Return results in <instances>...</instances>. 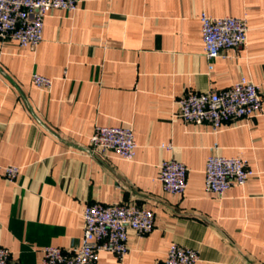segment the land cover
Returning a JSON list of instances; mask_svg holds the SVG:
<instances>
[{
    "label": "crops",
    "instance_id": "obj_1",
    "mask_svg": "<svg viewBox=\"0 0 264 264\" xmlns=\"http://www.w3.org/2000/svg\"><path fill=\"white\" fill-rule=\"evenodd\" d=\"M202 13L245 18L246 43L207 60ZM33 73L51 78L50 90L35 87ZM241 77L259 86L260 114L217 130L176 116L187 92ZM95 125L130 126L134 158L93 152ZM210 153L239 156L253 174L222 196L207 192ZM167 159L188 168L182 194L158 179ZM5 165L19 167L15 180L0 174L9 264H40L44 246L79 244L83 209L95 202L154 215L149 233L127 231L123 258L101 251L96 264H162L173 242L197 250L196 264H264V0H78L73 11H48L34 49L0 42Z\"/></svg>",
    "mask_w": 264,
    "mask_h": 264
},
{
    "label": "built area",
    "instance_id": "obj_2",
    "mask_svg": "<svg viewBox=\"0 0 264 264\" xmlns=\"http://www.w3.org/2000/svg\"><path fill=\"white\" fill-rule=\"evenodd\" d=\"M78 0H0V42L15 41L19 46L34 49L42 39L43 20L48 11H73ZM203 52L207 60L221 50L239 48L247 40V24L243 17L200 15ZM211 67L209 63V68ZM33 85L48 91L52 79L33 73ZM260 88L250 79L241 77L222 90L189 91L177 101L176 116L196 125L209 124L214 130L233 121L250 118L262 112ZM93 152H113L132 160L136 143L130 126L95 125L90 136ZM165 147V146H163ZM169 147V146H167ZM19 167L0 166V174L15 180ZM253 174L239 156L210 153L204 167V188L222 196L232 186H242ZM187 166L174 159L159 165L158 179L165 192L182 194L187 186ZM83 233L80 243L69 249L46 245L40 264H96L101 251L112 252L121 259L128 251V230L145 235L153 228L154 215L148 208L135 203L87 204L82 213ZM9 251L0 246V264H9ZM197 250L176 242L170 244L162 264H196Z\"/></svg>",
    "mask_w": 264,
    "mask_h": 264
}]
</instances>
